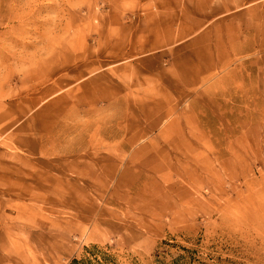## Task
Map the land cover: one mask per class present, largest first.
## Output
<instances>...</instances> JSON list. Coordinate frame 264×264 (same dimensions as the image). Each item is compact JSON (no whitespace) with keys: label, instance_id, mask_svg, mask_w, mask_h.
<instances>
[{"label":"rangeland","instance_id":"obj_1","mask_svg":"<svg viewBox=\"0 0 264 264\" xmlns=\"http://www.w3.org/2000/svg\"><path fill=\"white\" fill-rule=\"evenodd\" d=\"M264 264V0H0V264Z\"/></svg>","mask_w":264,"mask_h":264},{"label":"trees","instance_id":"obj_2","mask_svg":"<svg viewBox=\"0 0 264 264\" xmlns=\"http://www.w3.org/2000/svg\"><path fill=\"white\" fill-rule=\"evenodd\" d=\"M68 264H116L113 257L99 250L96 246H93L90 250H87V254L82 257L72 258Z\"/></svg>","mask_w":264,"mask_h":264}]
</instances>
